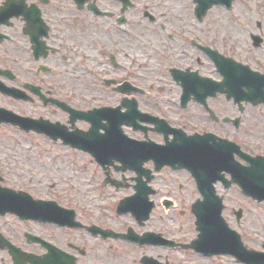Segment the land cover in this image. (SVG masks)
Listing matches in <instances>:
<instances>
[{
	"label": "flooded vegetation",
	"instance_id": "1",
	"mask_svg": "<svg viewBox=\"0 0 264 264\" xmlns=\"http://www.w3.org/2000/svg\"><path fill=\"white\" fill-rule=\"evenodd\" d=\"M186 1L193 10L192 0ZM172 7L171 0H0V86L19 90L13 96L0 88V107L60 122L66 131L89 125L79 118L69 123L55 99L77 110L109 108L97 115L103 125H109L108 117L120 121L92 127L90 154L61 137L0 124L28 134L0 136V264H255L248 254L264 253V216L250 213L264 203L242 189L255 156L264 163V27H174ZM180 9L187 6L181 3ZM133 25L148 28L156 44L154 74L172 86L142 88L136 71L129 77L137 83L105 69L103 79L114 80L105 85L118 97L113 103L93 104L75 90L47 88L46 76L67 73L84 47L76 27L102 36L99 54L121 70L119 56H126L121 28ZM253 35L261 38L258 46ZM176 74L185 88L174 80ZM240 74L246 77L241 84L234 80ZM127 99L134 110L123 104ZM195 134L212 135L192 144ZM13 143L24 152L9 151ZM47 144L80 151L97 166L101 198L89 215L64 203L56 183H47L41 162ZM196 147L205 157L216 153V171L207 175L205 169L200 185L206 190L212 181L226 231L215 222L216 201L202 198L190 169L159 163L191 156ZM93 155L110 162L101 167ZM120 158H131L134 167L122 168ZM135 193L141 198L139 216L118 212L119 201ZM197 204L204 207L202 225L196 223ZM62 208L73 211L64 215Z\"/></svg>",
	"mask_w": 264,
	"mask_h": 264
},
{
	"label": "rangeland",
	"instance_id": "2",
	"mask_svg": "<svg viewBox=\"0 0 264 264\" xmlns=\"http://www.w3.org/2000/svg\"><path fill=\"white\" fill-rule=\"evenodd\" d=\"M181 3L187 6L186 10L180 9ZM171 4L173 7L170 16L173 19L174 27H257V22L260 23V27H264V0H233L230 9L213 6L201 22L194 18L192 5H188V1L171 0ZM121 30L123 32L125 30L120 45L123 47L122 51H126V56H118L123 69H113L107 54L103 57L104 59L99 54L98 45L102 36H91L92 29L90 27H76L77 41L80 46L84 47L78 48L79 56L75 57L74 63L68 67L67 73H52L46 76L47 88L57 89L58 93H65L70 89L75 90L85 94V97L89 98L90 103L93 104L113 103L118 97L111 95L108 87L103 83L102 79L106 76L103 73L105 69L112 70L111 75L113 76L128 78L137 83L138 81L129 77L131 71H136L142 75V79L140 78L137 83V86L142 88L172 86L168 78L161 79L155 75L157 74V62L152 58V49L156 44L153 36L147 32L148 28L143 25H133L132 27H123ZM81 48L86 51L82 52ZM46 115L52 116L50 107L47 108ZM22 135L28 134L10 127L0 128V136ZM12 141H16V139ZM20 141L23 142L24 139ZM14 146H16L15 143H13V150L9 151L24 152V149L20 150ZM46 146L47 153L41 155V162L42 169L48 176L47 183H56L55 189L63 196L64 203L73 206L79 214L89 215L91 205L94 204L96 197L101 198V193L97 191L94 181L97 166L90 160L89 155L80 151L71 150L69 147L59 144H47ZM1 147L0 145V149ZM250 213L255 216H264V208H251ZM255 223L258 224L257 220Z\"/></svg>",
	"mask_w": 264,
	"mask_h": 264
},
{
	"label": "water",
	"instance_id": "3",
	"mask_svg": "<svg viewBox=\"0 0 264 264\" xmlns=\"http://www.w3.org/2000/svg\"><path fill=\"white\" fill-rule=\"evenodd\" d=\"M193 2L196 4L195 9H194V13L195 16L201 20L202 17L206 14L207 10L214 4H222L225 5L226 7L230 6V0H193ZM254 39V43L256 45L259 44L260 38L258 37H253ZM176 80H179V78H181L183 80L182 76H174ZM227 79H225L226 81ZM246 81V77L243 76L242 74L239 76V83L241 84L242 82ZM182 85H184L183 81H182ZM185 88V86H183ZM8 93H13L12 90H6ZM124 104L129 106V110H134L135 109V105L133 101H124ZM59 105L68 110L72 116H71V122L74 121L75 118H82L85 119L87 121H91L92 125L95 126V128H98L99 126H103L100 123V118H97L95 115L99 114V113H103L109 110H106L107 108H101L99 110H93V111H88L86 113L84 112H80V111H75L70 109L69 107H66L65 105L59 103ZM0 121H6V122H15L16 124H19L21 127H24L25 129H30V128H34L35 130L39 131V130H44L47 132V134H50L52 136H62L64 138V142L70 144L72 147H76L78 149L81 150H85V151H89L90 152V129L87 132H67L66 130H64L63 127H61L58 124H52L49 123L47 121H42V120H36L33 121L34 123L31 125L28 124V119L25 118H19L13 114H11L10 112L0 109ZM108 121H110L109 125H113L115 123H118L120 121L115 120L114 118H108ZM27 122V123H26ZM208 158V157H207ZM212 160L213 164L216 162V158L215 156L211 159H207V162L210 164V161ZM97 161L100 162L101 164H104V160L97 158ZM123 163H127L129 164V160L123 159L122 160ZM176 159H165V162L167 163H172L175 162ZM187 162H185L184 166H192L193 168L195 167V165L197 163L195 159H187ZM126 164V165H127ZM195 164V165H194ZM194 165V166H193ZM183 166V164L181 165ZM189 166V167H190ZM191 168V167H190ZM196 176L199 175V166L197 165L194 169L193 172ZM246 174V173H245ZM256 178L254 180V187H252L251 189H249V191H247V189L245 190L246 192H250V194H252L254 196V198L258 199V200H264V171L259 172V169L256 167L255 168V173ZM260 177V179H258ZM202 195L204 196V199L206 200H214L216 201V203L212 206L213 208H215L217 210V214H215V216H217V220H215L216 224H220V226H222V231H226L225 230V225L223 224L222 220H220V209H221V204H220V199L218 197H216L214 195L213 192V188H210L206 191H201ZM141 198L138 194H134L131 197L125 198L123 200H121V202L118 205V211L119 212H126L128 210H132L133 214L135 216H139V207L140 202L138 203V201H140ZM197 209V213L196 215L198 216L196 223L198 225H202L203 223H205V221H203L204 219H202V212H201V208H204L201 205H197L195 206ZM149 208V207H148ZM71 214L70 210L66 211L65 209H63V214ZM202 232H205V230H201L200 234L201 236L199 237H203ZM199 234V235H200ZM234 235V234H233ZM235 236V235H234ZM236 237V236H235Z\"/></svg>",
	"mask_w": 264,
	"mask_h": 264
}]
</instances>
